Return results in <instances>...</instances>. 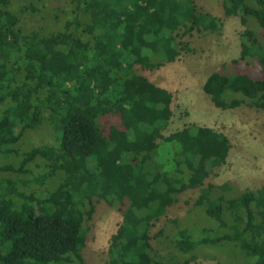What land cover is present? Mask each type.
Masks as SVG:
<instances>
[{"label": "trees", "instance_id": "trees-1", "mask_svg": "<svg viewBox=\"0 0 264 264\" xmlns=\"http://www.w3.org/2000/svg\"><path fill=\"white\" fill-rule=\"evenodd\" d=\"M18 1L0 0V161L9 160L0 164V264H85L84 240L100 200L122 217L107 264H190L195 255L156 254L151 230L179 195L197 189L196 206L216 226L196 238L176 233L175 248L194 254L233 245L248 264H264V186L225 208L212 198L203 186L224 164L226 136L196 124L165 135L173 94L135 73L191 53L181 37L217 32L220 18L201 13L194 0H66L72 17L48 31L23 27L22 13L36 7L29 0L15 11ZM223 9L243 27L240 50L205 89L217 108L264 110V0H224ZM251 62L261 78L246 69ZM43 122L53 142L24 149L26 133ZM153 140L171 147L166 164L156 161V147L148 149ZM34 165L43 172L36 175ZM5 174L30 175L45 192H21ZM227 214L236 221L224 220Z\"/></svg>", "mask_w": 264, "mask_h": 264}, {"label": "rangeland", "instance_id": "rangeland-1", "mask_svg": "<svg viewBox=\"0 0 264 264\" xmlns=\"http://www.w3.org/2000/svg\"><path fill=\"white\" fill-rule=\"evenodd\" d=\"M30 1H18L14 3L13 9L20 11L23 6H28ZM32 1L36 11L22 13V25L25 28L41 27L48 31H57L61 30L72 17V8L66 0ZM194 2L201 13L220 18L222 21L220 30L193 31L187 36H182L181 40L189 45L191 53H183L176 62L159 69L150 71L136 67L135 73L173 94V117L164 132L165 135L184 129L186 124H196L212 128L226 136L229 149L224 156V164L213 170L203 186L205 189H211L212 198L222 199L221 204L225 208V201L237 198L245 190L255 191L264 186V110L248 105L223 110L213 104L211 96L205 89L206 80L223 63L238 57L239 36L243 27L239 18L225 17L224 0ZM249 28L260 33V29L251 19ZM244 65L242 63L239 66L240 70L244 69ZM246 69L252 71L255 78H261L258 73L259 67L254 62ZM53 140L52 128L43 122L35 130L26 133L23 148L51 144ZM155 147L156 161L166 164L171 158V147L162 140L149 141L148 149L152 150ZM8 161L2 159L0 164ZM32 170L36 175L43 172L42 168L38 169L35 165L32 166ZM3 177L16 180L21 192L34 190L45 192L43 185L32 183L33 180L31 182L30 175L17 178L14 174H5ZM199 195L198 189L179 195L177 202L168 208L166 215L154 223L151 243L155 253L180 259L195 255V261L190 264H248L233 245L199 247L194 254H185L175 248L173 241L176 233L185 231L196 238L203 229L216 226L206 216L204 209L196 206ZM223 218L229 223L236 221L232 214L223 215ZM121 221V215L104 201L96 202V210L88 224L82 249L85 264H107L109 240Z\"/></svg>", "mask_w": 264, "mask_h": 264}]
</instances>
